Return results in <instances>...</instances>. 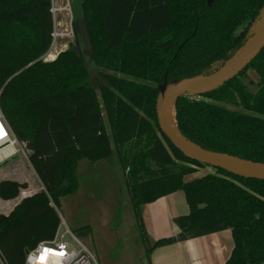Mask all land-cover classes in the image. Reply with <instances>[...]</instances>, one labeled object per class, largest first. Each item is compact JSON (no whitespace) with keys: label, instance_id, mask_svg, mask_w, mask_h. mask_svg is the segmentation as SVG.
I'll return each instance as SVG.
<instances>
[{"label":"trees","instance_id":"trees-1","mask_svg":"<svg viewBox=\"0 0 264 264\" xmlns=\"http://www.w3.org/2000/svg\"><path fill=\"white\" fill-rule=\"evenodd\" d=\"M50 9L51 0H0V108L27 144L42 185L0 214L8 264H24L28 250L53 240L61 200L78 189L79 163H112L116 151L141 206L182 192L191 210L181 220L182 234L230 229L234 246L226 264H264V181L216 168L186 181L211 167L178 151L156 114L159 87L220 68L263 21L264 0L82 1L101 77L97 89L77 43L42 60L52 43ZM250 70L258 83L249 80ZM175 118L182 134L204 149L264 163V49L218 90L177 99ZM26 187L1 183L0 197L16 199ZM137 224L144 228L142 218ZM166 243L147 248L148 263Z\"/></svg>","mask_w":264,"mask_h":264},{"label":"rangeland","instance_id":"rangeland-1","mask_svg":"<svg viewBox=\"0 0 264 264\" xmlns=\"http://www.w3.org/2000/svg\"><path fill=\"white\" fill-rule=\"evenodd\" d=\"M70 1L73 7L75 39L59 41L56 48L51 52L55 54L58 49L61 53L77 43L84 55L91 84L94 88L99 87L101 77L98 75V68L94 66L93 62L82 12V0ZM59 20L62 23L59 28L64 27L67 19L59 18ZM253 27L250 34L254 32ZM247 75L249 80H252L255 84L258 83L259 77L256 72L250 70ZM28 170L32 171V167L29 161L20 154L18 157L9 160V163L0 169V184L4 182L26 184L27 187L20 191L19 197H22L20 194L23 192L30 191V194H32L41 191L42 185L38 177L36 178L33 171L31 173ZM210 172H212V168L199 169L188 174L185 180L191 181ZM126 173L127 171L120 165L117 151L114 153L112 163L101 161L91 164L87 160H82L78 168L77 191L61 200L58 210L59 216L63 218L73 234L95 255L98 264H150L146 258V250L154 245L153 240L150 237L148 238L145 229L137 224V220L140 219L141 221L142 218L140 207L143 205L141 206L137 190L133 193L129 192L126 186ZM180 194L185 199L182 192L173 193L168 197L175 195L173 200H176L175 203L180 206ZM132 198L135 201L136 209ZM13 200L6 201L0 197V211H7ZM162 207L164 206L160 203L157 207L160 208V214L154 218V224L157 223L161 229L171 226V223L164 220L165 211ZM137 214L139 217H136ZM231 244L233 249L232 236L231 242L224 240L226 248L229 249Z\"/></svg>","mask_w":264,"mask_h":264},{"label":"water","instance_id":"water-1","mask_svg":"<svg viewBox=\"0 0 264 264\" xmlns=\"http://www.w3.org/2000/svg\"><path fill=\"white\" fill-rule=\"evenodd\" d=\"M84 3L86 0H82ZM264 49V23L223 65L209 75L165 81L159 87L156 114L164 136L186 158L231 175L264 181V163L252 162L225 153L204 149L190 141L179 130L175 118V103L183 96H202L214 92L239 76ZM97 89V87H95ZM173 113L174 120L171 117ZM8 162L0 165V169ZM34 172V171H33ZM32 173V171H31ZM68 239V238H67Z\"/></svg>","mask_w":264,"mask_h":264},{"label":"crops","instance_id":"crops-1","mask_svg":"<svg viewBox=\"0 0 264 264\" xmlns=\"http://www.w3.org/2000/svg\"><path fill=\"white\" fill-rule=\"evenodd\" d=\"M32 171H34L33 168ZM23 193L20 194L22 197L18 196L13 200L11 207L7 211H0V214L8 215L25 195L31 196L35 194H30V191L25 192V195ZM175 195L167 196L168 198H162L156 203L140 207L143 229H145V234L148 238L150 237L153 240L152 243L154 244L160 239H167L165 245L154 250L150 264H226L230 250L232 251V244L228 249L224 245V240L231 242V230L225 228L206 235L182 234L181 220L187 217L191 210L181 194L179 196L180 206H178L175 203L176 200H173ZM160 203L164 206L162 207L165 211L164 220L171 223V226H166L163 229L158 227L157 223L156 225L154 224V218L160 214L161 207L157 208Z\"/></svg>","mask_w":264,"mask_h":264},{"label":"built area","instance_id":"built-area-1","mask_svg":"<svg viewBox=\"0 0 264 264\" xmlns=\"http://www.w3.org/2000/svg\"><path fill=\"white\" fill-rule=\"evenodd\" d=\"M50 13L53 20L52 43L47 54L42 58L50 62L57 58L60 52L53 51L59 41L75 39L73 26V7L70 0H51ZM59 18H66L64 27ZM22 155L29 161V151L25 142L19 141L0 108V165ZM25 195V193H23ZM25 195L24 197H26ZM53 240L39 243L34 249L28 250L24 264H98L95 255L73 234L63 218ZM68 238V239H67ZM0 264H8L0 250Z\"/></svg>","mask_w":264,"mask_h":264},{"label":"bare ground","instance_id":"bare-ground-1","mask_svg":"<svg viewBox=\"0 0 264 264\" xmlns=\"http://www.w3.org/2000/svg\"><path fill=\"white\" fill-rule=\"evenodd\" d=\"M264 23V19H263V21L260 23V25L257 27V28H259L262 24ZM257 30V29H256ZM255 30V31H256ZM171 117H172V119L174 120V117H173V113L171 112Z\"/></svg>","mask_w":264,"mask_h":264}]
</instances>
